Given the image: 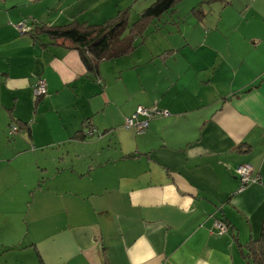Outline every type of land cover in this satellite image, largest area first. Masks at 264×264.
Instances as JSON below:
<instances>
[{"label": "crops", "instance_id": "1", "mask_svg": "<svg viewBox=\"0 0 264 264\" xmlns=\"http://www.w3.org/2000/svg\"><path fill=\"white\" fill-rule=\"evenodd\" d=\"M46 1H0V264H246L239 244L262 235L264 183L240 191L237 168L264 181V26H230L243 38L221 43L209 36L220 22L204 19L165 53L164 83L146 85L141 60L135 86L120 69L119 99L108 60L96 76L76 45L37 30L100 29L81 8L59 24L63 0ZM23 19L35 21L26 33L12 24ZM40 80L48 94L35 100ZM138 106L170 115L138 139L124 123Z\"/></svg>", "mask_w": 264, "mask_h": 264}, {"label": "rangeland", "instance_id": "2", "mask_svg": "<svg viewBox=\"0 0 264 264\" xmlns=\"http://www.w3.org/2000/svg\"><path fill=\"white\" fill-rule=\"evenodd\" d=\"M53 1L54 0H47L45 3L46 5L49 3L53 4ZM155 1L156 0H63L60 4L59 12L52 11V15H54V17H60L61 20L59 24H66V22H70L67 21L68 18L73 14L77 15V11L81 8L84 12L77 16H79L80 22H88V24H83L86 26V29H101L106 26V23L115 21L119 11H126L130 22L134 23L142 12L149 8V6ZM255 1L256 0H181L175 7V11L173 10L165 13L160 20L148 23L143 36H136V48L132 53L125 55L118 60L114 61L109 59L103 63L104 77H107V82L114 81L112 85L109 83L110 94L111 92L118 93L117 97L120 99V92H124L122 83H120L119 79L120 69L124 70V77H133L134 86L136 85V76L138 74L137 72H134L133 67L136 65L137 60L144 62L143 66L146 71L143 70L141 73L146 75L144 79L146 85L151 84L152 87L153 85H156L157 82L160 84L164 83V79L170 77L173 72L172 69L168 67L169 65H167V61L164 59L166 56L165 53H171L169 51L172 47L173 49H179V46L184 44V40L188 39L190 36H193V39L196 38L201 29L199 24L202 25L204 19L205 26L207 22H210L211 24L220 22L219 30L215 29L219 32L214 31L212 32L213 34H210L209 36L212 37V35L214 36L215 34L217 39H222L220 40L221 43H223L224 38H230L232 39V42L243 38L241 32L228 36V28H230V26L239 25L241 31H245V29L249 27L259 28V25L264 26V4L257 2L255 7L258 9L257 11L255 8L251 7V4ZM33 23H35V21L23 19L20 22L12 24H14L16 29L19 25L31 29ZM211 29H214V27ZM220 30L225 33L223 37H219ZM216 35H218L219 38ZM129 36L130 30H127L124 37L126 38ZM185 49L186 48L183 50ZM204 50L207 51L208 49L203 48L201 52ZM174 53L176 52L173 51L171 53V57ZM138 108L139 106L135 112H137ZM133 115L134 113L130 117H127V119L131 118ZM162 118L164 117H154L150 119V121L158 119L152 123L160 122L162 120L159 119ZM125 122L126 119L124 123ZM132 130L131 133L135 138L139 139L142 137L141 133H138L135 128ZM139 144H142V142L139 141ZM44 158L50 162L51 167L54 166L52 163L56 161L55 154H47ZM137 167L139 169H145L143 165L141 168L139 165ZM71 195L73 196L74 193Z\"/></svg>", "mask_w": 264, "mask_h": 264}, {"label": "trees", "instance_id": "3", "mask_svg": "<svg viewBox=\"0 0 264 264\" xmlns=\"http://www.w3.org/2000/svg\"><path fill=\"white\" fill-rule=\"evenodd\" d=\"M179 2L180 0H156L134 23L130 22L126 11L119 12L115 21L106 23L105 27L96 32L83 30L76 23L51 28L37 25V30L53 40L69 41L76 45L87 70L99 76L103 60L116 59L132 53L136 48V36L142 37L148 23L160 20ZM127 30H130V36L125 38ZM260 182L264 183L263 180ZM239 247L246 248V252L242 250L246 264H264V229L260 239L250 240L245 246L239 244Z\"/></svg>", "mask_w": 264, "mask_h": 264}, {"label": "built area", "instance_id": "4", "mask_svg": "<svg viewBox=\"0 0 264 264\" xmlns=\"http://www.w3.org/2000/svg\"><path fill=\"white\" fill-rule=\"evenodd\" d=\"M22 26V25H19ZM19 30L22 33H26L30 31L31 29H27L24 26L19 27ZM48 94L47 84L44 80H40L38 83H36L33 86V95L35 100H39L43 97H45ZM170 113L166 110H160L157 107L149 109L144 107H139L137 112L131 117L126 119L125 127L127 129H133L135 128L138 133H145L146 130L149 127L150 119L154 117H167ZM140 117H143L144 120H140ZM18 127L13 126L10 129V135L15 134L18 132ZM91 132L90 134H92ZM253 169L250 165H242L237 168V175L241 182L240 191L244 190L248 185L254 182H260L259 177H253ZM215 228L218 231V234L220 236H223L229 232V227L222 221H217L215 223Z\"/></svg>", "mask_w": 264, "mask_h": 264}]
</instances>
